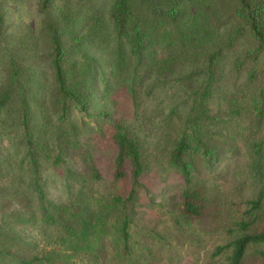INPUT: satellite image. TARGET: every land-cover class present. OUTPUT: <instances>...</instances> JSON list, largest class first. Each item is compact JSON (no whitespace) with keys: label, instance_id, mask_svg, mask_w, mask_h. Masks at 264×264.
<instances>
[{"label":"trees","instance_id":"1","mask_svg":"<svg viewBox=\"0 0 264 264\" xmlns=\"http://www.w3.org/2000/svg\"><path fill=\"white\" fill-rule=\"evenodd\" d=\"M56 1H40L42 12L56 11L45 24L54 75L56 121L51 125H56L46 123L45 118L33 123L26 101L20 96L18 128L25 149L21 166L0 159V264H112V254L122 261L128 258L130 264H144L129 256L128 242L136 237V243L145 244L157 235L153 228L134 225L124 196H108L92 184L101 179L92 157L88 158L91 173L73 174L81 185L71 201L47 197L40 161L50 162L57 169L63 166V146L76 142L79 130L69 120L71 116H76L82 126L98 127L102 123L107 114L101 107L90 110L97 89L103 97L107 94L110 79L127 77L133 112L157 85L173 82L188 102L185 118L176 106L159 113H167L162 119L167 126L177 125L175 115L181 122L177 138L166 153L186 186L176 207L177 223H202L216 210V203L198 188L188 187L192 174L208 168L215 171L221 160L236 153L226 133L222 134L228 121L247 114L256 119L264 114L262 93L227 97V111L211 113L208 107L213 84L221 74L224 52L239 38L245 39L249 47L233 61L232 74H238L245 64L239 58L257 66L264 57V0H234L229 8L213 0H113L108 9L112 22L109 33L102 9L94 0H61L60 6ZM231 17L235 24L223 35L220 30ZM92 48L94 52L103 48V64L91 53ZM255 72L256 67L249 71L248 83L256 79ZM18 75L12 62L7 71L9 84L0 88V114L17 94L11 83ZM47 132L51 134L47 141L55 151L53 156L44 153ZM112 133V175L120 181L129 174L136 181L146 169L141 141L124 121H113ZM262 204L261 197L247 200L244 216L250 218L262 209ZM254 222L255 218L239 221L241 234L218 246L214 255L226 250L230 252L227 264H242L249 249L258 247L264 264V229L247 233Z\"/></svg>","mask_w":264,"mask_h":264},{"label":"rangeland","instance_id":"2","mask_svg":"<svg viewBox=\"0 0 264 264\" xmlns=\"http://www.w3.org/2000/svg\"><path fill=\"white\" fill-rule=\"evenodd\" d=\"M40 1L0 0V88L9 84L7 71L12 62L19 70L17 81L11 83L17 94L0 114V159H8L19 168L25 153L18 128L20 96L26 101L33 123L40 122L42 118L50 125L56 121L53 114L54 75L50 61L49 35L45 27L55 17L56 11L54 8L42 12ZM213 1L226 8L234 5V0ZM62 2L57 0L56 5L60 6ZM94 2L102 9L106 26H109L107 33L111 32L112 22L108 19V9L113 0ZM234 24L235 20L231 17L220 33L225 35L226 30ZM247 47V41L239 38L229 51L224 52L221 74L213 84V94L208 105L211 113L227 111V97L236 93L241 96H259L262 93L264 100V57L257 66H252L248 59L239 58L245 64L240 67L238 74L231 73L234 69L233 61L241 57ZM99 49L94 52L95 49L92 48L91 53L97 55L103 64L104 50ZM253 67H256V79L248 83L249 71ZM96 94L97 99L90 112L101 107L107 114L102 123L98 127L85 123L82 126L76 116H71L69 120L79 130L76 132V142L63 146V166L57 169L50 162L40 161V175L47 197L55 201L74 199V192L81 182L78 183L73 174L91 173L88 158L92 157L93 164L101 174V179L92 184L108 196H124L134 225L153 228L157 235L145 244L136 243V237L128 242L129 256L145 261L144 264H227L230 252L225 250L221 254H214L218 246L228 244L241 234L237 227L239 221L243 218L247 221L255 218L247 233L254 234L264 229V114L256 119L247 114L246 117L235 118L226 123L222 134L226 133L235 146L236 153L221 160L215 171L209 168L201 169L198 173L195 171L191 176L192 183L188 185L189 188H198L203 196L213 200L216 210H212L202 223L181 220L178 224L176 207L180 193L186 186L181 183L180 173L170 165L166 153L169 145L177 138V125L181 126V122L175 115L177 125L167 126L162 120L167 113L160 111V114L159 110L176 106V111L184 119L188 102L182 92L173 82L160 83L136 112L129 107L130 97L125 75L110 79V86L104 97L99 89ZM229 119L231 118H227ZM115 120L126 122L131 133L136 134L141 141L146 169L136 181L129 174L120 181H116L112 175L114 148L111 137L112 122ZM55 125L56 122L51 126ZM49 136L51 134L48 132L44 136L43 149L46 155L53 156L55 151L48 146ZM225 138L222 141L227 144ZM209 143L212 145L213 142ZM258 197L263 200L262 209L256 211L252 218H246L244 203ZM258 251V247H251L242 264H261ZM112 255V264H130L128 258L122 261L117 254Z\"/></svg>","mask_w":264,"mask_h":264}]
</instances>
